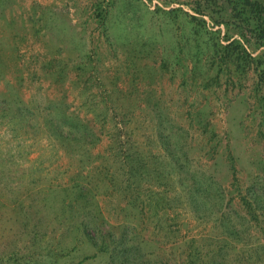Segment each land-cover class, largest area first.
I'll return each mask as SVG.
<instances>
[{
	"label": "rangeland",
	"instance_id": "1",
	"mask_svg": "<svg viewBox=\"0 0 264 264\" xmlns=\"http://www.w3.org/2000/svg\"><path fill=\"white\" fill-rule=\"evenodd\" d=\"M243 15L0 0V264H264V85L217 52Z\"/></svg>",
	"mask_w": 264,
	"mask_h": 264
},
{
	"label": "trees",
	"instance_id": "2",
	"mask_svg": "<svg viewBox=\"0 0 264 264\" xmlns=\"http://www.w3.org/2000/svg\"><path fill=\"white\" fill-rule=\"evenodd\" d=\"M232 11L242 12L245 17L246 27L252 34L248 37L241 32L242 38L233 39L227 37L228 44L220 46L217 50L222 65H235L242 72H254L260 84L264 85V52L254 56L249 46L257 48L264 47V0H225ZM253 26V28H252ZM257 47V48H256Z\"/></svg>",
	"mask_w": 264,
	"mask_h": 264
}]
</instances>
